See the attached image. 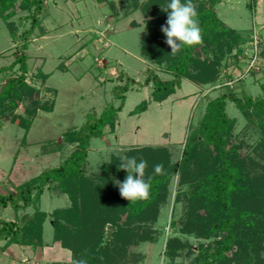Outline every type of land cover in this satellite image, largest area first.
<instances>
[{
	"label": "rangeland",
	"instance_id": "374dc122",
	"mask_svg": "<svg viewBox=\"0 0 264 264\" xmlns=\"http://www.w3.org/2000/svg\"><path fill=\"white\" fill-rule=\"evenodd\" d=\"M203 1L206 0H192V3L198 8ZM168 3L170 0H144L143 4L138 0V7L134 9V0H46L43 27L36 30L27 51L30 56L27 82L37 92L34 97L25 96L20 101L16 121L6 120L0 115L1 193L15 192L17 186L38 175L43 168L63 162L75 147L74 143H62L64 132L80 127L88 113H101L107 102L120 103L112 89L116 84L125 82V79H118L122 71L140 82L144 81L148 67L169 77L163 71L164 65L141 54L142 37L149 32L151 23H157L156 27L165 23L166 18L159 19L157 13ZM254 3H258L255 12L252 11ZM216 11L229 26L243 31L244 36L249 35L250 38L223 56L221 64L224 66L212 83L184 79L182 86L163 102L151 100V83L148 86L139 84L129 90L115 129L106 126L105 134L91 141L86 173L95 183H102L98 176L105 171L110 175L118 173V167L113 165L115 157H132L129 152L136 149H165L170 162H180L186 138L203 116L210 98L233 89L241 94L243 87H247L249 93L244 90L253 97L264 94V0H222ZM27 14V11L18 9L10 19L16 34L29 26V20L25 18ZM255 36L259 41L258 56L263 52V57L260 56L261 69L245 75L244 66L255 51L252 41ZM156 41L149 39L148 47L156 48ZM206 54L209 58L214 57L210 49L201 53ZM15 58L16 43L8 23L0 19V68L10 65ZM14 70L18 71V65ZM196 70V67L192 68L193 73ZM42 73L49 77L41 78ZM10 74V71L0 72V90ZM241 74L244 76L242 80L234 81L232 85L225 84ZM198 84L205 87L204 96ZM36 99L52 109H39L26 133L20 125L23 121L21 116L29 117L28 110L35 107ZM143 101L150 102L148 109L132 115V111ZM227 111L234 121L232 141L245 157L249 177L264 183V149L260 145L262 133L257 125L258 118L244 116L233 102L228 103ZM134 157L137 159L139 156ZM105 163H112L113 166L104 170ZM197 171L198 166L193 163L188 171L181 170L180 174L171 178L165 199L160 201L157 211L150 214L149 221L143 223V233L137 239H130L115 264H168L164 252L168 239L174 236L190 244L193 253L177 257L172 264H192L201 240L192 232L191 216L197 217L198 211L188 194L197 179ZM107 186L104 188L108 192L110 187ZM44 191L40 207L48 216L44 224L43 245L15 244L1 250L5 244L1 241L0 264H72L77 259L73 250L54 241L52 223V212L70 206L71 201L67 194L52 185L46 186ZM33 211V208L27 209L29 213ZM14 216L16 212L11 206L5 210L4 217ZM138 225L136 223L134 227ZM109 226L112 225H105V239ZM263 227L264 220L255 230L260 233ZM256 231L252 234L255 235ZM114 232L113 227L111 236L106 240H112L110 253H114L121 244ZM142 236L145 238L140 239ZM262 238L260 243L264 244V236Z\"/></svg>",
	"mask_w": 264,
	"mask_h": 264
},
{
	"label": "trees",
	"instance_id": "16d2710c",
	"mask_svg": "<svg viewBox=\"0 0 264 264\" xmlns=\"http://www.w3.org/2000/svg\"><path fill=\"white\" fill-rule=\"evenodd\" d=\"M221 2L206 0L196 8L204 45H185L174 56L171 55V48L164 43L166 37L160 31L161 27H156L155 22L151 23L149 32L141 39V54L148 60L164 65L163 71L169 77L148 67L144 81L140 82L122 71L118 79H125V82L116 84L112 89L120 103L107 102L101 113H88L80 127H72L64 132L62 143H74L75 147L62 163L43 168L38 175L17 186L15 192H0V242L5 241L1 250L12 244L43 245L44 223L48 213L40 207L41 197L45 187L52 185L59 192L67 194L71 201L70 206L52 212L54 241L73 250L75 257L84 259L86 264H115L125 252L130 239H137L143 233V223L149 221L150 214L156 212L160 201L165 199L171 178L180 174L181 170L188 171L190 165L195 163L198 166L197 179L193 188L189 189L188 197L194 203L198 216H191L190 224L194 227V236L201 241L192 264H264V244L260 243L264 227L260 233L255 230L264 220V183L249 177L245 157L232 141L234 121L227 111L228 103L233 102L244 116L252 119L254 115L258 118L257 125L262 133L260 145L264 149V94L253 97L242 88L241 94L233 89L210 98L203 116L186 138L178 163L169 161L165 149L158 151L146 147L130 151V156H139L138 161L142 158L148 162L145 179L151 176L152 180L150 195L146 200L130 202L120 196L115 181L123 182L128 175L126 170L120 169L114 175L103 172L102 176H98L102 183H95L86 173L92 139L103 136L106 126L115 129L129 90L139 84L148 86L151 83V100L162 102L182 86L184 79L212 83L224 66L221 64L223 56L250 38L219 17L216 6ZM45 3L46 0H0V19L8 23L16 43L15 60L0 68V72H11L0 90V115L6 120L16 121L20 101L25 96L34 97L37 92L27 82L30 57L27 51L36 30L43 27ZM137 7L138 0H134L133 8ZM18 9L28 12L25 18L29 20V26L16 34L10 19ZM157 14L159 19L167 18L162 9ZM149 39L157 40L156 48L148 47ZM209 49L213 58H209L208 54L201 55ZM260 56L263 57V52ZM17 65L18 71H15ZM194 67L197 70L193 73ZM48 77L46 73L41 74L43 79ZM149 103L141 102L132 115L146 111ZM39 109L49 110L52 107H45L36 99L35 107L28 110L29 117L21 116L23 121L20 125L26 133ZM120 163L121 159L115 157L113 165L119 167ZM156 164H163L161 174H155ZM113 165L105 163L103 169L109 170L108 167ZM106 185L110 187L108 192L104 188ZM7 206L16 212L15 220L1 217V210ZM28 208L34 211L29 213ZM107 223L115 228L114 235L121 243L114 253L108 251L112 240L105 239ZM136 223L139 227H134ZM254 231L255 235L252 234ZM144 238L142 236L140 239ZM164 253L168 264H172L177 257L189 256L193 250L190 244L174 236L168 239Z\"/></svg>",
	"mask_w": 264,
	"mask_h": 264
},
{
	"label": "clouds",
	"instance_id": "9594fccd",
	"mask_svg": "<svg viewBox=\"0 0 264 264\" xmlns=\"http://www.w3.org/2000/svg\"><path fill=\"white\" fill-rule=\"evenodd\" d=\"M144 3V0H141ZM170 9V11H169ZM167 18L160 31L166 37L164 43L171 48V55H176L187 45L192 46L202 43V29L200 27L198 12L192 0H170L166 8ZM148 162L144 159L139 161L135 157H122L118 170H126L128 175L123 182L115 181L122 198L134 202L146 200L150 195L151 180L149 176L145 179V169ZM163 164L154 165L155 174H161ZM72 264H86L84 259H74Z\"/></svg>",
	"mask_w": 264,
	"mask_h": 264
},
{
	"label": "built area",
	"instance_id": "2783aa9c",
	"mask_svg": "<svg viewBox=\"0 0 264 264\" xmlns=\"http://www.w3.org/2000/svg\"><path fill=\"white\" fill-rule=\"evenodd\" d=\"M253 41V45L255 48V51L253 52V54L250 55V58L247 59V64L246 66H244V74H250L252 71H256V70H260L261 66H260V56H258V38L255 36L252 38ZM244 78L243 74H241L239 77L234 78V80H228L225 82V84L227 85H232L234 83V81H240Z\"/></svg>",
	"mask_w": 264,
	"mask_h": 264
},
{
	"label": "crops",
	"instance_id": "0c3cea01",
	"mask_svg": "<svg viewBox=\"0 0 264 264\" xmlns=\"http://www.w3.org/2000/svg\"><path fill=\"white\" fill-rule=\"evenodd\" d=\"M253 2H255V1H253ZM258 4V3H257ZM257 4L255 5V3L253 4V9H252V11H256L255 9H256V7H257ZM254 25H256V23H254ZM244 84H245V82H244ZM198 86H199V84H198ZM205 86H207V85H205ZM199 88H200V90H202V92H201V95H202V93H204V86H199ZM244 89H246V91L248 92V90H247V87L245 88V87H243ZM212 91V90H211ZM249 93V92H248ZM204 95H205V93H204ZM204 95H202V96H204ZM163 102V101H162ZM50 153V152H49ZM45 192V191H44ZM44 194V193H43ZM9 207L10 206H7V207H5V208H3L2 210H1V217L2 218H4V219H7V220H14L15 219V217L16 216H14V217H4V212H5V210H7V209H9ZM45 224V223H44ZM43 237H44V233H43ZM12 245H15V244H12ZM12 245H10V246H12ZM9 246V247H10ZM9 247H7L6 248V250L7 249H9ZM5 253V252H4ZM0 257H1V255H0Z\"/></svg>",
	"mask_w": 264,
	"mask_h": 264
},
{
	"label": "water",
	"instance_id": "95a60500",
	"mask_svg": "<svg viewBox=\"0 0 264 264\" xmlns=\"http://www.w3.org/2000/svg\"><path fill=\"white\" fill-rule=\"evenodd\" d=\"M112 230H113V227H112V226H109V228H108V232H107L106 240L109 239V237L111 236V234H112Z\"/></svg>",
	"mask_w": 264,
	"mask_h": 264
}]
</instances>
